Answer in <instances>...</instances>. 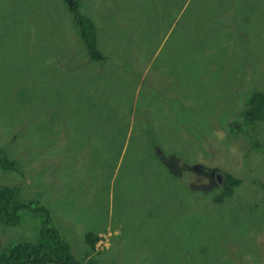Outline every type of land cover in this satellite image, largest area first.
<instances>
[{"label": "rangeland", "instance_id": "1", "mask_svg": "<svg viewBox=\"0 0 264 264\" xmlns=\"http://www.w3.org/2000/svg\"><path fill=\"white\" fill-rule=\"evenodd\" d=\"M79 9L0 0V149L19 167L0 188L25 205L15 225L0 215V256L35 244L44 207L79 264H264V120L262 149L230 132L250 92L264 94V0ZM195 166L224 182L208 187ZM227 175L240 179L231 194Z\"/></svg>", "mask_w": 264, "mask_h": 264}, {"label": "trees", "instance_id": "2", "mask_svg": "<svg viewBox=\"0 0 264 264\" xmlns=\"http://www.w3.org/2000/svg\"><path fill=\"white\" fill-rule=\"evenodd\" d=\"M66 3V6L71 14L76 18L79 15H82L79 9V0H63ZM186 33L185 35H187ZM184 35V36H185ZM91 37V36H90ZM83 45L86 48L88 57L92 61H99L102 59L101 54L95 49L93 43L89 39V36L86 33H82L79 36ZM206 42V39L204 40ZM247 104L249 109L243 113L241 123H235L230 126V132L242 133L243 136L248 140V143L256 148H261L254 141L255 136V125L257 122L264 120V94L258 91L250 92L247 99ZM149 105V104H148ZM238 125V129L236 128ZM193 127V126H191ZM190 127V128H191ZM262 149V148H261ZM171 164V162L167 163ZM18 165L16 161L11 160L10 156L3 150L0 149V171L1 172H15L18 170ZM169 168V167H168ZM170 169V168H169ZM129 177V175L127 176ZM159 177L155 178V181H159ZM240 184V179H233L226 176V188L228 189L227 193L231 194V187H238ZM17 194V189L11 186H3L0 188V215L2 222L6 225H15L17 217L15 212L17 209L25 207V205H14L15 197ZM214 204L222 202L219 199L212 200ZM41 212L44 218V224L46 228L43 227L40 230L39 238L35 244H17L11 246L7 249L5 254L0 256L1 264H42V263H52V264H79L73 262L68 253V246L62 238H59L58 231L56 228L50 226V221L48 220L47 212L44 207H35ZM51 239L52 244L46 245L43 240ZM99 241V238L96 234L92 232H86L84 235V243L89 251H93L95 244ZM264 251V246H263ZM19 257V255H21ZM84 264H98L93 260H86Z\"/></svg>", "mask_w": 264, "mask_h": 264}, {"label": "flooded vegetation", "instance_id": "3", "mask_svg": "<svg viewBox=\"0 0 264 264\" xmlns=\"http://www.w3.org/2000/svg\"><path fill=\"white\" fill-rule=\"evenodd\" d=\"M197 174H202L208 176L210 182L208 184V187L212 186V183H218L221 184L224 182L225 177H223L220 173L216 171V169H208L206 167L200 166L196 169ZM206 187H203L205 189Z\"/></svg>", "mask_w": 264, "mask_h": 264}, {"label": "water", "instance_id": "4", "mask_svg": "<svg viewBox=\"0 0 264 264\" xmlns=\"http://www.w3.org/2000/svg\"><path fill=\"white\" fill-rule=\"evenodd\" d=\"M159 152V151H158ZM197 168V166L194 167V169Z\"/></svg>", "mask_w": 264, "mask_h": 264}]
</instances>
